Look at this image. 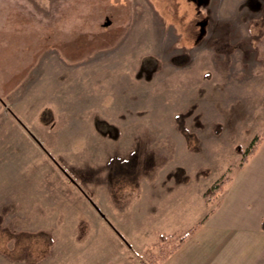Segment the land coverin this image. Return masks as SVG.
Here are the masks:
<instances>
[{
    "label": "rangeland",
    "instance_id": "374dc122",
    "mask_svg": "<svg viewBox=\"0 0 264 264\" xmlns=\"http://www.w3.org/2000/svg\"><path fill=\"white\" fill-rule=\"evenodd\" d=\"M194 1L0 0V264H157L262 146L264 0Z\"/></svg>",
    "mask_w": 264,
    "mask_h": 264
},
{
    "label": "crops",
    "instance_id": "0c3cea01",
    "mask_svg": "<svg viewBox=\"0 0 264 264\" xmlns=\"http://www.w3.org/2000/svg\"><path fill=\"white\" fill-rule=\"evenodd\" d=\"M206 192L165 202V236L178 242L158 264H264V143L220 192Z\"/></svg>",
    "mask_w": 264,
    "mask_h": 264
},
{
    "label": "trees",
    "instance_id": "16d2710c",
    "mask_svg": "<svg viewBox=\"0 0 264 264\" xmlns=\"http://www.w3.org/2000/svg\"><path fill=\"white\" fill-rule=\"evenodd\" d=\"M203 0H201V2H199V6H203L204 5V3L205 2H202ZM256 141V140H255ZM261 143V139H258V141H257V143H255V145H253V146H251L250 148H249V150L247 151V152H245V154H244V157H243V160H242V162H241V164H240V168H242L248 161H249V158L252 156V155H254L256 152H257V150H258V148H259V144ZM131 160L130 159H127V160H122V165H124L125 163H128V164H131V162H130ZM118 170H116V172H117ZM115 172V173H116ZM130 173H131V177H135V170L134 169H131L130 170ZM223 183H219V184H217L214 188H212V190H215L213 193H212V196H214V194L215 193H218V192H220L221 190H222V188H223ZM166 237V236H165ZM170 252H172V248L167 252V254L162 258V259H160V260H158L157 261V264L161 261V260H163V259H165L167 256H168V254L170 253Z\"/></svg>",
    "mask_w": 264,
    "mask_h": 264
},
{
    "label": "flooded vegetation",
    "instance_id": "af4514ba",
    "mask_svg": "<svg viewBox=\"0 0 264 264\" xmlns=\"http://www.w3.org/2000/svg\"><path fill=\"white\" fill-rule=\"evenodd\" d=\"M198 3L201 2L200 0H196ZM205 22L206 20L200 21V25L203 29V31H205V29L207 28V26H205ZM200 34H202V32H200Z\"/></svg>",
    "mask_w": 264,
    "mask_h": 264
}]
</instances>
